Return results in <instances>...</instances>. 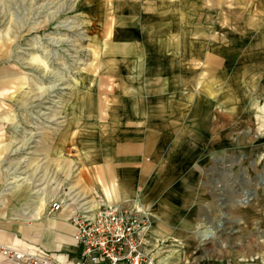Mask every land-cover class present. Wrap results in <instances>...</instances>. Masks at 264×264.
<instances>
[{
	"label": "rangeland",
	"instance_id": "1",
	"mask_svg": "<svg viewBox=\"0 0 264 264\" xmlns=\"http://www.w3.org/2000/svg\"><path fill=\"white\" fill-rule=\"evenodd\" d=\"M120 204L145 264H264V0H0V248Z\"/></svg>",
	"mask_w": 264,
	"mask_h": 264
},
{
	"label": "built area",
	"instance_id": "2",
	"mask_svg": "<svg viewBox=\"0 0 264 264\" xmlns=\"http://www.w3.org/2000/svg\"><path fill=\"white\" fill-rule=\"evenodd\" d=\"M63 211L62 202L51 212ZM87 211L73 217L74 259H58L45 252H21L0 248L10 264H145V245L150 223L148 213L137 206H104L94 215ZM72 217V216H71Z\"/></svg>",
	"mask_w": 264,
	"mask_h": 264
},
{
	"label": "bare ground",
	"instance_id": "3",
	"mask_svg": "<svg viewBox=\"0 0 264 264\" xmlns=\"http://www.w3.org/2000/svg\"><path fill=\"white\" fill-rule=\"evenodd\" d=\"M200 234H201L200 237L202 238V240L213 238V234L209 229H206L205 231L200 232Z\"/></svg>",
	"mask_w": 264,
	"mask_h": 264
},
{
	"label": "crops",
	"instance_id": "4",
	"mask_svg": "<svg viewBox=\"0 0 264 264\" xmlns=\"http://www.w3.org/2000/svg\"><path fill=\"white\" fill-rule=\"evenodd\" d=\"M102 191L104 192V194L107 196V197H110V193L107 191V189L105 187L102 188ZM143 209V207H141Z\"/></svg>",
	"mask_w": 264,
	"mask_h": 264
}]
</instances>
